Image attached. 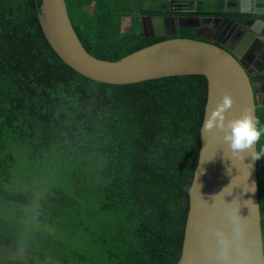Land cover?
I'll list each match as a JSON object with an SVG mask.
<instances>
[{"label":"trees","instance_id":"obj_1","mask_svg":"<svg viewBox=\"0 0 264 264\" xmlns=\"http://www.w3.org/2000/svg\"><path fill=\"white\" fill-rule=\"evenodd\" d=\"M65 1L81 43L97 59L116 61L166 39L146 37L139 18L164 16L167 0H150L152 8L136 11L119 6L136 0ZM40 6L41 0H0L2 188L15 202H28L29 185L47 182L51 192L43 193L38 205L63 232L60 238L46 232V255L56 245L74 264H177L199 157L206 77L122 85L87 79L49 45ZM127 17L129 26L122 31ZM256 120L264 124L261 109ZM262 145L264 136L258 152ZM20 167L32 176L24 184ZM0 245L18 249L12 229L0 230ZM1 264L26 263L9 258Z\"/></svg>","mask_w":264,"mask_h":264},{"label":"water","instance_id":"obj_2","mask_svg":"<svg viewBox=\"0 0 264 264\" xmlns=\"http://www.w3.org/2000/svg\"><path fill=\"white\" fill-rule=\"evenodd\" d=\"M197 1L202 0H167L164 16L140 17L146 37L158 36L154 24L164 18L168 23L176 21L177 26L169 32L165 29L160 36L166 39L116 61L97 59L84 48L65 0H41L39 23L60 59L96 82L122 85L178 75L206 77L199 157L188 192L189 209L177 264H238L218 254L221 236L231 237L237 229L249 249L243 264H264L259 157L253 155L258 152L257 141L248 149L235 151L223 139V131L203 127L225 94L234 101L225 112V123L245 109L254 120L259 109L264 117V0H205L201 7L207 16L195 17L190 26L181 25L184 17L173 15L203 14L195 9ZM180 30H192L194 37L179 36ZM224 32L230 37L221 38ZM258 82L263 83L261 90L255 85ZM234 205H238V221L230 215Z\"/></svg>","mask_w":264,"mask_h":264},{"label":"rangeland","instance_id":"obj_3","mask_svg":"<svg viewBox=\"0 0 264 264\" xmlns=\"http://www.w3.org/2000/svg\"><path fill=\"white\" fill-rule=\"evenodd\" d=\"M72 2V0H68ZM147 0H136L126 1L123 4H119L121 8H128L129 10H149L152 8ZM78 10V9H77ZM122 31L127 29L129 26V19L125 18L121 23ZM179 36L183 37H194V32L190 30H180ZM262 169H260L261 174H264V159L261 158ZM29 170L25 167L19 168L18 177L21 178V182L24 184L28 181V178H32L29 174ZM47 182L43 181L40 185L34 184L30 186L27 196L29 198L28 202H15V200L9 197L7 191L2 188L5 186L4 182L0 183V230H5L7 228L13 230V236L17 239L18 249L9 251L5 247L0 245V264L2 261L15 258L23 261L26 264H74L67 254L61 255L58 252V248L53 246V249L49 248L50 254L46 255L43 249V239L46 236V232L54 238L59 237L63 232V228L58 226L54 229L51 219H48L46 213L41 211V206L38 205L39 198L43 193H50L51 191L45 190ZM33 187V188H32ZM17 189V187H16ZM15 190V189H13ZM14 194V192H13ZM51 214V218H52ZM26 228L29 232L25 234L22 231ZM25 232V233H24ZM80 241H87L80 240ZM86 249V248H85ZM88 252V251H87ZM86 251L81 252V255L85 256ZM78 264H90L86 260Z\"/></svg>","mask_w":264,"mask_h":264},{"label":"clouds","instance_id":"obj_4","mask_svg":"<svg viewBox=\"0 0 264 264\" xmlns=\"http://www.w3.org/2000/svg\"><path fill=\"white\" fill-rule=\"evenodd\" d=\"M233 102L231 95H223L216 108L204 121L203 127L208 131L213 128L223 131V139L235 151L248 149L264 136V124H259L258 120H254L248 109H245L239 117L227 120V123H225V112L232 106ZM261 153H264V145L260 146L259 152H254L253 155L258 158ZM230 215L234 221H238V205H234L230 209ZM218 254L226 261L235 259L238 264H243L248 258L249 249L247 243L238 229L231 237L221 236Z\"/></svg>","mask_w":264,"mask_h":264},{"label":"crops","instance_id":"obj_5","mask_svg":"<svg viewBox=\"0 0 264 264\" xmlns=\"http://www.w3.org/2000/svg\"><path fill=\"white\" fill-rule=\"evenodd\" d=\"M150 4H152L151 6H154L155 5V3L154 2H152V1H150V0H147ZM205 2V0H202L201 2H200V4H198L199 3V1H197V3H196V5H195V9L198 11H200V12H202L203 14L205 13V9L204 8H202L201 6H205V4H206V2ZM194 12V11H193ZM195 13H196V11H195ZM169 16H171V15H169ZM141 17H143V16H141ZM173 17H179V16H177V15H173ZM180 17H184V18H182V20H183V22L184 21H191L192 19H195V17H200V16H195V15H187V16H180ZM128 18V17H127ZM125 18H122V22H123V20H124ZM262 19V18H261ZM161 21V20H160ZM182 22V23H183ZM155 27H160L161 25H160V23H159V21L158 22H156L155 24ZM165 25V24H164ZM122 26V25H121ZM168 26H170L171 28H175L176 26H177V23H176V21L175 22H170V23H168ZM263 28H264V26H263ZM225 33H227V36H226V38H228V36L230 37V33H228V32H225ZM163 34V33H162ZM158 36H160L159 34H158ZM256 85V87L258 88V90H261L262 89V86H263V83H261V82H258L257 84H255ZM261 158H263L264 159V155H261L260 157H259V162H261ZM261 166H260V169H262V165H263V163H261L260 164ZM264 169V168H263Z\"/></svg>","mask_w":264,"mask_h":264},{"label":"flooded vegetation","instance_id":"obj_6","mask_svg":"<svg viewBox=\"0 0 264 264\" xmlns=\"http://www.w3.org/2000/svg\"><path fill=\"white\" fill-rule=\"evenodd\" d=\"M189 7L191 8V6H189ZM189 7L188 6H184V8H186V10H189ZM192 13L194 14L195 12H192ZM190 14H191L190 12H187V13H184V14L182 13V14H174V15L187 16V15H190ZM195 14H197V13H195ZM170 15H172V14H170ZM164 20H165V22H164ZM164 20L159 21V23L161 25L160 27L159 26L155 27V29H154L155 34L164 35L165 29H167V32H169L172 29L170 26H168V20H166L165 18H164ZM192 24H193V22H191V21L190 22L189 21H184L183 23H181V25H184V26H190ZM147 27H148V32H151V28H149V26H147ZM190 31H192V30H190ZM226 36H227V33H225V32H224V34H221V38H226Z\"/></svg>","mask_w":264,"mask_h":264}]
</instances>
